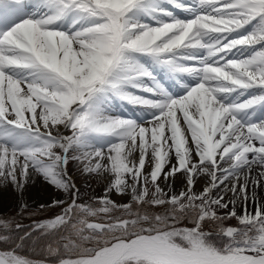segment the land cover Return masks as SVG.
I'll return each instance as SVG.
<instances>
[{"label":"snow or ice","instance_id":"1","mask_svg":"<svg viewBox=\"0 0 264 264\" xmlns=\"http://www.w3.org/2000/svg\"><path fill=\"white\" fill-rule=\"evenodd\" d=\"M36 175L70 197L32 225L56 264H264V0H0V185Z\"/></svg>","mask_w":264,"mask_h":264},{"label":"rangeland","instance_id":"2","mask_svg":"<svg viewBox=\"0 0 264 264\" xmlns=\"http://www.w3.org/2000/svg\"><path fill=\"white\" fill-rule=\"evenodd\" d=\"M170 8V7H169ZM171 10V9H170ZM178 12V13H177ZM176 12L181 18H183L184 13L181 10ZM161 70V69H158ZM165 80L162 79L166 86H172L173 81L168 79V76L165 75ZM173 87L174 91L177 89ZM125 103V102H123ZM136 106L128 105L126 102V106L123 105L121 108L123 111L129 113V116H132L137 109ZM113 113V112H112ZM114 114V113H113ZM114 115H122L115 113ZM124 116V117H129ZM68 173L73 178L76 187L80 192V203H86L88 201H92L93 197L102 196L105 188V181L102 178L97 177L92 174H85L81 171L80 166L77 162L72 161L68 165ZM204 179L203 177L200 178ZM184 188L183 178L178 175L173 184V190L175 192H179ZM197 190H199L197 188ZM256 196L258 200H264V188H256ZM111 198L118 204L128 203L130 202V196L123 195L119 196L115 193L110 194ZM82 198V199H81ZM21 199L27 203V209L21 211L20 204ZM70 197L65 194L62 190L56 189L54 186L48 184L43 180L42 177L36 175L34 180H30L29 183L25 186L23 193L14 189V187L9 183L7 185H0V217L7 216L10 213L15 215H20L22 213H38L46 208H49L48 205L51 204L53 200H65L68 201ZM43 204L46 207L41 209L40 205ZM251 207V206H250ZM59 210H62L61 207H56ZM239 211V208H238ZM37 223L34 220L32 223L28 222L27 226L32 228V225Z\"/></svg>","mask_w":264,"mask_h":264},{"label":"trees","instance_id":"3","mask_svg":"<svg viewBox=\"0 0 264 264\" xmlns=\"http://www.w3.org/2000/svg\"><path fill=\"white\" fill-rule=\"evenodd\" d=\"M44 210L39 213H35L34 217H42ZM46 211V216L48 215ZM33 215V214H32ZM27 212L22 215H15L10 213L7 216H2L0 218H6L11 222L10 236L9 241L0 240V251L14 250L16 254L24 257L30 261L39 260L40 258L51 259L56 256H51L48 254V246L53 243V238L48 235H34L31 234L30 237H25L24 241H20V237L29 232L28 229H17L15 228L16 224H25L30 221V217ZM50 215V214H49ZM19 245V247H17Z\"/></svg>","mask_w":264,"mask_h":264},{"label":"bare ground","instance_id":"4","mask_svg":"<svg viewBox=\"0 0 264 264\" xmlns=\"http://www.w3.org/2000/svg\"><path fill=\"white\" fill-rule=\"evenodd\" d=\"M185 15H186V14L184 13L183 17H184ZM158 69H159V68H157V69L155 70V75L157 76L158 79H159V78L162 79L161 76H163V75H161V74L159 73ZM161 72H163V71L161 70ZM185 79H190V78L185 77ZM176 90H177V89H176ZM133 91H134V92H137V94L143 95V96H145V97H150V94H148V93H141V92H138V90H133ZM123 105L126 106L125 103H123ZM136 107L139 108L140 106H136ZM113 113H114V114H115V113H117V114H122V115H125V114H126V112L123 111V109L121 108V102H119V101L116 102L115 107H114V110H113ZM113 113H112V114H113ZM114 114H113V115H114ZM202 181H204V179H201L200 181H198V183H197V188H198V189H200V188L203 186Z\"/></svg>","mask_w":264,"mask_h":264}]
</instances>
